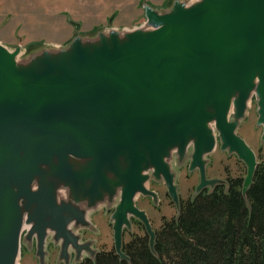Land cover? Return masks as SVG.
Instances as JSON below:
<instances>
[{
  "label": "water",
  "instance_id": "obj_1",
  "mask_svg": "<svg viewBox=\"0 0 264 264\" xmlns=\"http://www.w3.org/2000/svg\"><path fill=\"white\" fill-rule=\"evenodd\" d=\"M145 13L142 27L78 37L23 63L19 48L0 43V264H19L24 241L36 243L40 264L50 244L65 263L72 253L75 263L84 252L94 259L99 250L80 231L94 229L107 199L121 259L130 261L123 243L132 218L156 253L137 197L157 203L148 184L164 181L178 218L172 159L191 158L196 197L225 184L206 173L219 142L247 166V196L259 162L237 129L254 95L264 127V0L178 1Z\"/></svg>",
  "mask_w": 264,
  "mask_h": 264
},
{
  "label": "rangeland",
  "instance_id": "obj_2",
  "mask_svg": "<svg viewBox=\"0 0 264 264\" xmlns=\"http://www.w3.org/2000/svg\"><path fill=\"white\" fill-rule=\"evenodd\" d=\"M178 1L191 6L200 0H0V43L12 52L19 48L18 61L23 63L43 51L65 50L78 37L92 42L105 30L124 31L142 27L147 22V6L170 10ZM258 108V99L254 95L245 117L239 121L237 134L256 153L259 162L264 159V127L258 123ZM206 160L209 180H219L227 184L230 178L245 179L247 176L245 163L236 154L222 151L220 142L216 150L206 156ZM171 162L180 199L194 198L200 183V174L198 170L189 171L191 158L178 163L179 160L174 156ZM148 187L158 194V202L155 203L152 197L140 195L136 204L147 213L154 230H159L163 219L176 217L179 208L168 194L164 181L152 180ZM204 190L212 191L213 188ZM113 202L114 200L107 199L105 205L92 215L94 229L80 231L83 240L89 238L96 250L110 251L114 247L111 216L115 205L110 208ZM128 231L124 241L130 240L131 233L144 234L134 223ZM59 248L56 246L54 252L47 248L46 264H77L75 254L68 263L60 260ZM36 253V243L31 246L24 241L19 264H40ZM89 255L85 252L82 259L89 258Z\"/></svg>",
  "mask_w": 264,
  "mask_h": 264
},
{
  "label": "trees",
  "instance_id": "obj_3",
  "mask_svg": "<svg viewBox=\"0 0 264 264\" xmlns=\"http://www.w3.org/2000/svg\"><path fill=\"white\" fill-rule=\"evenodd\" d=\"M244 180L180 200L178 218L163 219L155 230L156 253L146 232L124 241L130 261L115 250H100L78 264H264V159L246 197Z\"/></svg>",
  "mask_w": 264,
  "mask_h": 264
},
{
  "label": "flooded vegetation",
  "instance_id": "obj_4",
  "mask_svg": "<svg viewBox=\"0 0 264 264\" xmlns=\"http://www.w3.org/2000/svg\"><path fill=\"white\" fill-rule=\"evenodd\" d=\"M230 179H231V178H230ZM230 179L227 180V184H229ZM227 184H223V185L226 187ZM204 191L207 192L206 190H204ZM149 219H150V218H149ZM131 220H132V223L135 224V227L139 228L140 231L146 233V229H145L144 225H143L139 220H137V219H135V218H132ZM140 223H141V224H140ZM151 224H152V223H151ZM126 232H129L127 228H125V230H124V239H125ZM131 234H132V236L134 235V233H131ZM132 236H131V237H132ZM88 239H89V238H86V240H83V238H81V242L89 241ZM49 248H50L53 252L55 251V247L53 246V244H50V245H49ZM112 250H115V251H116V249H115V244H114V247H113ZM99 251H100V250H99ZM110 251H111V250H110ZM57 252H58V249H57ZM59 252H60V248H59ZM116 253H117V252H116ZM72 257H74V254H73V253H72ZM71 259H72V258H71ZM70 261H71V260H70ZM77 264H78V263H77Z\"/></svg>",
  "mask_w": 264,
  "mask_h": 264
},
{
  "label": "bare ground",
  "instance_id": "obj_5",
  "mask_svg": "<svg viewBox=\"0 0 264 264\" xmlns=\"http://www.w3.org/2000/svg\"><path fill=\"white\" fill-rule=\"evenodd\" d=\"M126 31H129V30H126ZM216 187H217V186H216ZM216 187H215V188H216ZM215 188H214V189H215ZM84 254H85V252L83 253L82 257L84 256ZM89 258H92L91 255H89ZM83 260H84V259H82L80 262H82Z\"/></svg>",
  "mask_w": 264,
  "mask_h": 264
},
{
  "label": "crops",
  "instance_id": "obj_6",
  "mask_svg": "<svg viewBox=\"0 0 264 264\" xmlns=\"http://www.w3.org/2000/svg\"><path fill=\"white\" fill-rule=\"evenodd\" d=\"M89 257V256H88Z\"/></svg>",
  "mask_w": 264,
  "mask_h": 264
}]
</instances>
